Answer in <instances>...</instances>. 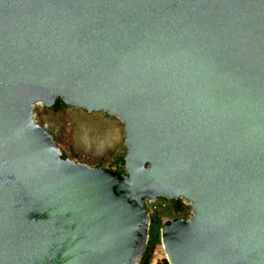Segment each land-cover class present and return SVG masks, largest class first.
I'll list each match as a JSON object with an SVG mask.
<instances>
[{
    "label": "water",
    "instance_id": "95a60500",
    "mask_svg": "<svg viewBox=\"0 0 264 264\" xmlns=\"http://www.w3.org/2000/svg\"><path fill=\"white\" fill-rule=\"evenodd\" d=\"M57 98L124 126L125 172L65 157ZM264 264V0H0V264Z\"/></svg>",
    "mask_w": 264,
    "mask_h": 264
},
{
    "label": "rangeland",
    "instance_id": "374dc122",
    "mask_svg": "<svg viewBox=\"0 0 264 264\" xmlns=\"http://www.w3.org/2000/svg\"><path fill=\"white\" fill-rule=\"evenodd\" d=\"M34 116L53 136L63 156L91 166L121 170L120 158L126 154V147L119 118L105 112H88L72 106L55 108L42 103L35 105ZM160 214L161 225L171 218H187L186 211L179 212L173 206L161 209ZM161 243H157L150 264L164 256Z\"/></svg>",
    "mask_w": 264,
    "mask_h": 264
},
{
    "label": "trees",
    "instance_id": "16d2710c",
    "mask_svg": "<svg viewBox=\"0 0 264 264\" xmlns=\"http://www.w3.org/2000/svg\"><path fill=\"white\" fill-rule=\"evenodd\" d=\"M53 106L55 108L61 107V106H69L68 104H66V102H64V100L62 98H57L55 103L53 104ZM124 156H121L120 158V162H121V170H117L120 171L122 173L125 172V167H124ZM172 201L174 202V206H175V210H178L180 207L179 201L172 199ZM153 219L152 225L150 227L149 230V239L147 241L146 244V248L144 250L143 253V257L142 260L140 261L139 264H150L151 261V257L153 254V251L156 248L157 243L160 241V229H161V214H156L155 216L151 217ZM180 218H184V217H180Z\"/></svg>",
    "mask_w": 264,
    "mask_h": 264
},
{
    "label": "built area",
    "instance_id": "2783aa9c",
    "mask_svg": "<svg viewBox=\"0 0 264 264\" xmlns=\"http://www.w3.org/2000/svg\"><path fill=\"white\" fill-rule=\"evenodd\" d=\"M179 201L180 207L177 211L182 212V211H186L187 214V218L189 219L192 217V214L194 213L193 208H192V202L190 200H188L185 197H179L178 199H175ZM174 206V202L172 201V198H168V197H159L153 200H150L148 202V211H149V215L155 216L156 214H159L161 209L163 208H167V207H171ZM188 212H191V214L188 215ZM162 229V228H161ZM161 229H160V234H161ZM161 247L164 250V256L163 257H159L157 259L154 260V264H170L168 259H167V254H166V250L163 246V243H161Z\"/></svg>",
    "mask_w": 264,
    "mask_h": 264
}]
</instances>
